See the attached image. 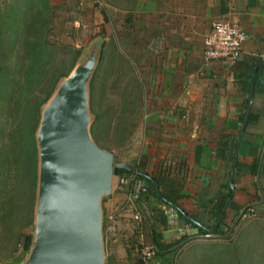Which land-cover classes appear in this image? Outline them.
<instances>
[{"label": "crops", "instance_id": "0c3cea01", "mask_svg": "<svg viewBox=\"0 0 264 264\" xmlns=\"http://www.w3.org/2000/svg\"><path fill=\"white\" fill-rule=\"evenodd\" d=\"M130 13L120 23L131 25L138 78L145 84L140 94L143 120L136 128L139 163L146 175L167 177L179 197L174 205L178 211L166 207V234L189 236L197 233V226H208L206 211L216 207L218 214L219 200L229 192L219 228H227L246 206H254L263 217L264 66L253 77L233 191L227 181L247 98L237 77L247 72L249 82L250 70L264 59V0H131ZM220 21L238 25L247 36L231 66L203 60L204 38L211 24ZM167 188L162 189L166 194ZM116 190L107 199L108 212L124 195ZM180 212L190 222L180 221Z\"/></svg>", "mask_w": 264, "mask_h": 264}, {"label": "rangeland", "instance_id": "374dc122", "mask_svg": "<svg viewBox=\"0 0 264 264\" xmlns=\"http://www.w3.org/2000/svg\"><path fill=\"white\" fill-rule=\"evenodd\" d=\"M4 4H13V18L18 31L7 38L16 43L12 53L8 47L0 49V62L11 67L17 65L19 69L9 74L13 79L6 90L0 91V97L5 99L15 90L20 106L18 110H13L14 106L10 104L0 107V181H7L6 194L10 190L9 184L19 185V196L14 202L12 197H8L7 207L15 208L16 213L12 215L14 225L22 228L28 217L27 205L31 195L27 189V175L21 168L25 162V157L21 155L25 144L11 156L15 147L10 151L11 142L5 135L18 129L27 132L22 119L33 109L40 96L38 92L42 90L43 76L54 72L68 75L91 47H95L98 60L87 88L89 135L98 148L112 154L114 165L140 164L141 143L136 128L143 120L141 113L145 101L140 100V94L145 84L138 78L131 25L120 23L122 17L131 16V0H32L31 3L20 0L16 4L15 0H2L0 11ZM64 47L79 51L77 58L74 60ZM64 76L58 79L52 91ZM30 82H33L31 86L28 85ZM20 140L28 141L21 137ZM116 195V177L113 176L111 193L106 199ZM146 195V203L142 199L137 205L140 221L135 220L136 210L128 204L125 193L120 195L111 212H108L109 201L105 199L102 203L105 218L104 264H139L132 254L140 245L150 242L157 249V255L150 264H264V216L261 217L258 211L252 220L239 222L233 218L227 228L220 227L219 239L202 236L198 232L189 236L175 233L169 236L158 218L160 213L165 214L166 207L159 205L150 192ZM6 210L3 205L1 213L5 215ZM31 229L32 225L21 231L32 235ZM1 241L0 235V264H21L27 252L22 253L21 247L17 246L13 257L4 260L8 253L2 248Z\"/></svg>", "mask_w": 264, "mask_h": 264}, {"label": "water", "instance_id": "95a60500", "mask_svg": "<svg viewBox=\"0 0 264 264\" xmlns=\"http://www.w3.org/2000/svg\"><path fill=\"white\" fill-rule=\"evenodd\" d=\"M97 60L93 46L58 82L39 110L34 133L37 169L32 235L21 264H104L101 206L111 193L113 170L149 178L131 165H114L112 154L90 138L87 88ZM260 66H264V59L249 72L245 113L228 174L231 191L237 149L251 108L253 77ZM154 193L161 199L156 186ZM168 208L178 211L170 203ZM170 218L168 215L167 223ZM178 227L182 229L183 223Z\"/></svg>", "mask_w": 264, "mask_h": 264}, {"label": "trees", "instance_id": "16d2710c", "mask_svg": "<svg viewBox=\"0 0 264 264\" xmlns=\"http://www.w3.org/2000/svg\"><path fill=\"white\" fill-rule=\"evenodd\" d=\"M20 0H15V4L19 2ZM28 2H32V0H26ZM44 5V3H43ZM46 6V5H45ZM14 11L15 9L13 8V4H4L2 7V11H0V49H5L6 47L9 48V52L12 53L13 51V45L16 43H11L10 39H7L8 36L13 33L14 31L17 30L16 26V20H14ZM18 35H16V38ZM44 46H41L43 48ZM54 49L51 48L50 50ZM64 49L67 50V52L73 55L74 60L77 58L79 55V51L74 50L72 48L64 47ZM42 51V50H41ZM46 51V50H45ZM2 54V52H0ZM15 69H19L17 65L11 67L9 65H6L5 62H0V91L6 90L9 86V83L13 79V77L10 79V73H12ZM22 68H20V71ZM43 72V71H42ZM35 72H33V75ZM67 75V74H66ZM65 75V76H66ZM38 76V74H36ZM48 76V77H47ZM64 74L59 73V72H54L51 75H44L43 76V81H42V90L39 91L38 93L40 94L39 98L37 97V102L35 103V106L29 113H25L23 116V122L22 125L24 126V129L27 131L23 133L22 131L15 130L13 132H10L5 135V138L7 141H10V151H12V147L14 146V150L11 153V156L13 153H16L19 149L22 148L23 143L25 144V150L21 153L23 157H25V162L22 164V169H23V174L26 173L27 175V180H28V185L27 189L31 191L30 195V202L27 205L28 206V217L27 220L24 221V224L21 226L22 228L16 227L14 225V219L12 218V215H14L15 208L12 206L7 207L8 203V197H12L13 202L17 199V196H19L21 190H18V186L15 183L9 184L10 185V190L9 193L6 194L5 188H6V179L5 182L0 181V225L3 227L0 228V235H1V246L3 249L7 250V255L4 260H10L13 257L14 252L17 251V246L21 247V252L25 253L27 252L29 246H30V241H31V235L29 234H24L22 233V229H25L27 227H31L33 223V200H34V190L36 187V148H35V141H34V131L35 127L37 124V118H38V109L40 106H42L50 97L52 94V90L56 82L58 81L59 78L63 77ZM64 76V77H65ZM242 77V76H240ZM237 77L239 80L238 82L241 85V90L244 95L248 94V75L247 72L244 74L243 78ZM14 82V81H13ZM12 82V84H13ZM33 82L28 83L29 86L32 85ZM17 87V86H16ZM13 88V85L11 86ZM6 100V101H5ZM0 107L3 105H11L14 106L13 110H18L20 106V98L17 97L15 90L11 92L10 95H8L5 99L0 97ZM29 102L26 104L28 105ZM27 111V110H26ZM29 111V110H28ZM12 113V111H11ZM36 118V122H35ZM250 118V117H249ZM20 137L21 139H28L27 143L26 142H20ZM1 138H2V133H1ZM1 161V160H0ZM232 161V158H231ZM135 169L141 171L144 173L143 167L140 164H135L131 165ZM238 166V165H237ZM113 176L116 178L126 176V177H131L134 178L135 181H140L143 182L144 184L147 185V191L146 193L141 197L140 201L143 199V203L146 201L144 200V197L146 194L149 192L152 195V198L155 199L159 203V205H163L165 207H168V203L171 205H176V200L179 198L178 196L174 195V190L172 189V182H170L167 177L158 175L157 177H152L148 176L149 178L146 179L144 177H139L133 174H129L128 172L120 169H114L113 170ZM157 187L158 194L161 197L159 199L155 193H154V187ZM163 187H168L167 189L169 190V193H165ZM131 188V185H129L125 191L129 192ZM147 196V195H146ZM230 199V192L227 197H224L219 200V205H218V214H215V208L216 207H211L206 211V215L208 217V220L210 221V226H197V232L199 235L202 236H217L219 232V226L221 221L218 223V217L221 213V209L225 205L226 200ZM107 200V199H106ZM105 200V201H106ZM104 200L102 203L105 202ZM5 206L7 209L3 215L1 213V207ZM138 205V203H137ZM159 218V223L163 226L166 227V218L164 213H160L158 215ZM180 221H183L184 223L190 222V219L182 212L179 213V218ZM218 223V224H217ZM217 224V225H216ZM216 225V226H215ZM32 230V229H31ZM105 230V218H104V212H103V224H102V233H104ZM151 237H153V233H150ZM153 239V238H152ZM157 255V254H156ZM139 263V262H137ZM141 264V263H139Z\"/></svg>", "mask_w": 264, "mask_h": 264}, {"label": "built area", "instance_id": "2783aa9c", "mask_svg": "<svg viewBox=\"0 0 264 264\" xmlns=\"http://www.w3.org/2000/svg\"><path fill=\"white\" fill-rule=\"evenodd\" d=\"M246 34L241 28L227 21L212 23L208 34L203 42V60L206 63L219 62L226 66H231L238 59L242 43L246 39ZM131 185L130 191L125 189ZM116 189L124 192L127 196V202L135 210V220L140 221L141 215L137 209V203L147 191V185L134 178L122 176L116 178ZM256 217L255 209L252 206H246L240 209L236 221L242 222L252 220ZM157 254V249L152 242L147 245L139 246L132 254L136 261L141 264H150Z\"/></svg>", "mask_w": 264, "mask_h": 264}]
</instances>
